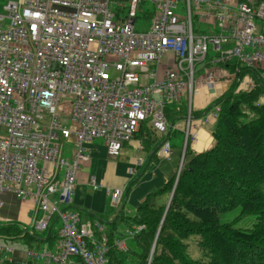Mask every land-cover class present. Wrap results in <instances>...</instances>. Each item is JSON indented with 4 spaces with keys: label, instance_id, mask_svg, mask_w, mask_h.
<instances>
[{
    "label": "built area",
    "instance_id": "1",
    "mask_svg": "<svg viewBox=\"0 0 264 264\" xmlns=\"http://www.w3.org/2000/svg\"><path fill=\"white\" fill-rule=\"evenodd\" d=\"M146 3L155 7L151 24L137 30ZM2 8L0 210L1 195L11 193L34 203L35 232L57 222L61 228L55 250L0 238V264H110L111 251L127 252L144 226L111 241L100 220L75 209L77 174L90 161L86 145L103 139L107 156L117 159L142 125L166 135L167 106L186 99L191 108L200 88L219 84L208 64L233 65L232 79L248 70L236 93L264 84V0H14ZM197 72L203 77L195 79ZM64 98L72 101L69 119L61 116ZM186 135L196 137L189 125ZM160 155L171 156L168 143ZM183 166L182 157L177 179ZM109 194L121 203L122 189ZM16 251L25 260L14 259Z\"/></svg>",
    "mask_w": 264,
    "mask_h": 264
},
{
    "label": "trees",
    "instance_id": "2",
    "mask_svg": "<svg viewBox=\"0 0 264 264\" xmlns=\"http://www.w3.org/2000/svg\"><path fill=\"white\" fill-rule=\"evenodd\" d=\"M145 15L151 17L148 10ZM239 70L228 93L203 112H191L193 119L220 107L212 133L215 146L195 155L186 149L177 180L174 177L148 196L132 215L122 211L112 223L104 222L110 225L111 241L120 234L116 228L119 220L124 229L144 226L132 240V249L111 251L110 264H264V103H257L264 95V84L260 81L254 90L236 93L248 74L245 68ZM165 113L170 126L168 140L182 117L169 106ZM143 127L147 128L142 125L137 133ZM237 209L241 212L238 219L256 216L253 228L222 222L223 215ZM51 234L49 231L47 239ZM0 238L26 245L40 240L18 223H0Z\"/></svg>",
    "mask_w": 264,
    "mask_h": 264
},
{
    "label": "crops",
    "instance_id": "3",
    "mask_svg": "<svg viewBox=\"0 0 264 264\" xmlns=\"http://www.w3.org/2000/svg\"><path fill=\"white\" fill-rule=\"evenodd\" d=\"M141 14L145 15V9ZM207 67L213 69L220 77L219 84L215 88H200L193 98L191 108L186 99L169 106L182 119L175 123L168 140L169 133L166 135L156 133L146 125L147 128L143 127L131 142L124 145L117 159H110L107 156L103 139H96L86 145L90 161L83 164L77 174V189L74 195V207L83 217L91 221L100 218L112 223L122 211L124 215H132L148 196L159 191L175 177L184 153L186 155V149L195 155L209 151L215 146L212 133L218 118L214 117V107L205 116L200 115L193 119L190 118L191 112L201 113L211 107L233 88L236 78L232 79L231 74H234L235 70L228 66L209 64ZM165 69L166 63H163L159 67V79L163 78ZM200 74L204 75L203 72L197 73ZM262 98L264 96L260 97ZM188 125L191 134L196 135L195 138L187 137ZM165 142L171 148L169 158L160 155V148ZM51 168L49 166V169ZM92 181L98 189L94 188ZM114 189L124 191L119 204H116L109 194V191ZM1 197L4 206L0 210V223H18L26 227L25 225L32 220V212L35 211L31 199L21 200L6 192ZM13 258L25 260L24 251H16Z\"/></svg>",
    "mask_w": 264,
    "mask_h": 264
},
{
    "label": "rangeland",
    "instance_id": "4",
    "mask_svg": "<svg viewBox=\"0 0 264 264\" xmlns=\"http://www.w3.org/2000/svg\"><path fill=\"white\" fill-rule=\"evenodd\" d=\"M120 1V0H119ZM9 2V0H0V13H3V6L6 5L7 3ZM144 9L146 10H149L154 12L155 10V7L153 5H151L150 3H147V4H144ZM112 8H115V6L112 5ZM151 23V17L150 18H147L146 15H142V14H139V18L137 20V25H136V28L137 30H144L145 28L149 27ZM142 27V28H141ZM201 32L202 33H209V29L205 26V25H202L201 26ZM209 56L212 57L214 56V52L212 51V49L210 48V52H209ZM201 66V65H200ZM198 66L197 69L200 67ZM112 75H114V72L112 71L111 72ZM198 73V72H197ZM195 75V79H198L200 76H203V75ZM71 100L68 99V98H64L62 100V103H61V107L64 108V112H61V116L63 118H67L69 119L72 115V106H71ZM259 102H260V99H259ZM257 102V103H259ZM255 103V104H257ZM7 137V133H6V129L4 127H0V139H4ZM71 145L69 144H66L65 147H64V157L66 158H70V155H71ZM177 177V173L175 175V178ZM240 210L237 209L235 211H232L228 214H225L222 216V222H232V221H235L236 222V227L237 228H241V229H251L253 228V225L255 224L256 222V216L255 215H247V216H244L240 219L239 218V215H240ZM104 222H106V220H103L102 221V224L105 225L106 229H107V232L109 233L108 229L110 227V225L108 224H105ZM107 223V222H106ZM124 222H122L121 220L118 221V225L116 226V228H118V232L120 231V233L122 231H124ZM33 234H35L40 240H37V241H33V243L31 244V247L36 249V250H43L45 248H48L50 250H55V244L57 242V238H58V230L61 228V222H57V223H54L52 225V234H51V238L49 241H46L48 235H49V230H47L46 232H35L33 227H32V220L27 223L25 225ZM43 240V241H42ZM128 247L130 249L133 248V242L132 240H129L128 241ZM131 256L128 255V260L130 259Z\"/></svg>",
    "mask_w": 264,
    "mask_h": 264
},
{
    "label": "water",
    "instance_id": "5",
    "mask_svg": "<svg viewBox=\"0 0 264 264\" xmlns=\"http://www.w3.org/2000/svg\"><path fill=\"white\" fill-rule=\"evenodd\" d=\"M184 158H185V153H184L183 161H184ZM174 190H175V187H174ZM174 190H173V192H172V194H171V197H170V199H169V203H170V201H171V199H172V197H173ZM169 203H168V205H169Z\"/></svg>",
    "mask_w": 264,
    "mask_h": 264
},
{
    "label": "bare ground",
    "instance_id": "6",
    "mask_svg": "<svg viewBox=\"0 0 264 264\" xmlns=\"http://www.w3.org/2000/svg\"><path fill=\"white\" fill-rule=\"evenodd\" d=\"M146 4H147V3H146ZM143 9H144V8H143ZM146 10H147V9H146ZM146 10H145V11H146ZM149 10H150V9H149ZM149 12H150V11H149ZM151 12H152V11H151ZM150 24H151V23H150ZM136 25H137V24H136ZM141 28H142V27H141ZM208 65H209V64H208ZM216 66H218V65H216ZM123 192H124V191H123Z\"/></svg>",
    "mask_w": 264,
    "mask_h": 264
}]
</instances>
